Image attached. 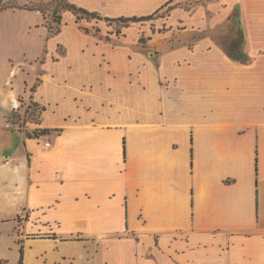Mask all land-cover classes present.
Here are the masks:
<instances>
[{
	"label": "crops",
	"instance_id": "crops-1",
	"mask_svg": "<svg viewBox=\"0 0 264 264\" xmlns=\"http://www.w3.org/2000/svg\"><path fill=\"white\" fill-rule=\"evenodd\" d=\"M234 1L242 12L254 4L232 0L227 12ZM227 60L232 73L250 67L234 72L238 96L223 95L222 75L211 68L199 73V97L174 73L186 89L167 90L157 109L145 96L133 110L121 99L110 104L119 79L100 70L53 102L41 94L65 78L42 73L34 92L31 78L25 93L45 107L33 129L49 133L28 137L0 121L3 144L7 131L20 134L0 155V222L16 233L21 227L23 264H152L157 257L264 264V71H253L250 59ZM98 92L107 98L95 99ZM5 95L0 88V110L17 109ZM66 101L71 108L62 112Z\"/></svg>",
	"mask_w": 264,
	"mask_h": 264
},
{
	"label": "rangeland",
	"instance_id": "rangeland-1",
	"mask_svg": "<svg viewBox=\"0 0 264 264\" xmlns=\"http://www.w3.org/2000/svg\"><path fill=\"white\" fill-rule=\"evenodd\" d=\"M2 1L14 2L18 6L0 11V88L6 91L8 99L12 95L17 99L18 107L9 112L2 108L0 121L6 120L11 128L26 136L40 121L42 105L33 101L31 93H25V87L31 78L32 84L41 79L42 73L58 79L65 78L59 83V88L46 84L41 94L43 101L53 102L61 96L69 97L72 91L82 90L77 82L96 77L104 71L111 78L119 79L112 86L115 93L109 95L110 104L121 99L127 110H133L136 103L145 101L143 96L149 105L157 109L162 105L167 90L175 88L184 91L186 88L183 85L175 83L178 79L175 74L182 76L184 83L189 80L191 94L199 97L203 93L202 74L210 68L222 75L223 95L238 96L241 88L237 83L238 75L234 72L250 68L232 66V73L226 63L225 45L233 35L232 20L228 16L236 7V1L232 3L233 9L227 12L232 0H173L162 7L153 19L128 26L95 19L76 22L70 12L58 9L56 4L43 5L51 0ZM70 1L95 10L102 16L118 17L150 14L167 0ZM223 1L228 3L227 7H224L226 4ZM28 7L42 8L45 17ZM53 10L62 16L60 31L56 35L48 30ZM240 20L246 32L244 48L250 57L249 64L260 56L262 58L255 60L252 69L264 71V0H254V4H248L246 12L240 9ZM52 26L56 25L53 23ZM83 28L89 32L86 33ZM56 59L59 61L54 62ZM72 96L77 98V95ZM93 97L97 100L105 98L101 92ZM179 97L182 98V94ZM182 104L179 102V105ZM61 106L62 112L68 111L70 101ZM54 118L57 120L59 114ZM54 120L46 118V122ZM18 131L6 132L9 140L7 144L0 141V155L9 153L19 142ZM23 217L22 213L15 218L16 226L22 225ZM19 233H22L21 227L16 233L12 225L0 222V264H16L18 239L23 240ZM209 259L200 261L203 264H218ZM152 264L173 262L157 257L156 260L152 258ZM184 264L197 263L189 259Z\"/></svg>",
	"mask_w": 264,
	"mask_h": 264
},
{
	"label": "trees",
	"instance_id": "trees-1",
	"mask_svg": "<svg viewBox=\"0 0 264 264\" xmlns=\"http://www.w3.org/2000/svg\"><path fill=\"white\" fill-rule=\"evenodd\" d=\"M173 0L166 1L162 6H160L157 10H155L153 13L148 15H141V16H118V17H109V16H102L96 11H89L86 8H83L81 6H77L75 3L70 2V0H51L47 4H43L45 6H51L53 4H56V7L60 10H65L70 13H72L75 17V21L78 22L80 20H103L108 23L115 22L117 24H120L121 26H128L131 23H138L143 21H149L153 19L159 10L169 5ZM17 4L14 2H8V1H2L0 0V11L5 9H12L17 8ZM29 10H37L43 14L45 17V12L42 8L36 7V8H30ZM240 5L236 4V7L232 10L231 14L228 16V19H231V28L233 31L232 37L229 39V41L225 45V54L226 56L231 59L233 62L240 63V64H246L249 61V55L245 51L244 45H245V33L244 29L241 24L240 20ZM62 16L58 11L53 10L51 14V21L52 24L54 23L56 26L53 28L52 24L48 27L49 32L52 35H56L59 33L60 28L59 25L61 24ZM83 30L88 33L89 30L87 28H83ZM98 31V29H97ZM119 33V32H118ZM41 80L37 79L36 83H34L31 87V91H36L37 87L40 85ZM37 105V104H35ZM45 110V107H41L40 111ZM49 129H40V130H34L31 134H27L28 137H38L39 135L48 134ZM19 248H18V260L17 264H23V257H24V249L21 241L18 242Z\"/></svg>",
	"mask_w": 264,
	"mask_h": 264
},
{
	"label": "built area",
	"instance_id": "built-area-1",
	"mask_svg": "<svg viewBox=\"0 0 264 264\" xmlns=\"http://www.w3.org/2000/svg\"><path fill=\"white\" fill-rule=\"evenodd\" d=\"M50 146V142L49 141H45L44 143H43V147H49Z\"/></svg>",
	"mask_w": 264,
	"mask_h": 264
}]
</instances>
